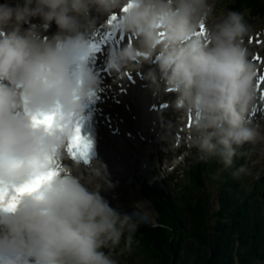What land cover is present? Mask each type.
Returning <instances> with one entry per match:
<instances>
[{
	"label": "clouds",
	"instance_id": "obj_1",
	"mask_svg": "<svg viewBox=\"0 0 264 264\" xmlns=\"http://www.w3.org/2000/svg\"><path fill=\"white\" fill-rule=\"evenodd\" d=\"M115 15L133 42L109 52L107 67L123 74L155 57L147 79L176 93L190 145L201 158L233 165L237 150L264 142V131L250 119L257 102L255 66L244 38L252 30L246 12L222 8L214 0H5L0 3V181L23 185L60 166L54 177L6 212L0 251L19 259L7 264H124L132 252L139 220L110 206L101 195L112 187L106 165L88 170L66 151L76 135L72 116L100 87L85 53L99 15ZM126 9V10H125ZM39 17L40 24L32 23ZM52 22L58 31L45 37ZM27 25V27H25ZM203 26L206 35H199ZM57 113L50 130L31 117ZM86 151L91 144L85 142ZM241 167L234 175L247 173Z\"/></svg>",
	"mask_w": 264,
	"mask_h": 264
},
{
	"label": "trees",
	"instance_id": "obj_2",
	"mask_svg": "<svg viewBox=\"0 0 264 264\" xmlns=\"http://www.w3.org/2000/svg\"><path fill=\"white\" fill-rule=\"evenodd\" d=\"M223 7L264 22V0H225ZM237 153L230 168L197 157L184 170L185 183L169 191L141 182L158 224L139 226L137 264H264V173L251 175L247 146ZM241 167L247 173L234 175Z\"/></svg>",
	"mask_w": 264,
	"mask_h": 264
},
{
	"label": "rangeland",
	"instance_id": "obj_3",
	"mask_svg": "<svg viewBox=\"0 0 264 264\" xmlns=\"http://www.w3.org/2000/svg\"><path fill=\"white\" fill-rule=\"evenodd\" d=\"M20 2H22V0H20ZM214 2H215V10L217 12L220 11L222 8H225L223 7V5H225V0H224V4L223 1L214 0ZM12 3H16V0H12ZM92 13H95V10H92ZM98 15L99 14H97L96 16ZM92 16L95 17V14ZM99 16H101V18H104V15H99ZM248 22L252 28L250 33L257 31L259 28L262 27L264 28L263 21L252 19V20H248ZM57 31L58 28L56 25L54 26L53 31L50 32L46 31V32L50 37L54 35ZM262 39L263 38H260V40ZM170 99H173V96L170 97ZM132 100L135 102L140 112L142 103L140 102L141 99L138 97L136 93L132 94ZM147 101H149V98L145 94V112L148 107V103H146ZM258 109H260L259 106ZM147 115L148 114L145 113V118L148 117ZM149 118L153 119V117H149ZM160 119L161 120L163 119V121L160 123L159 128L153 126V128L151 129L152 131L144 130L146 134L148 132L150 133V134L148 133L149 135L147 134L148 136H142L139 134L140 126L138 124H135L133 125V127H131L130 133L131 134L134 133L135 136H137L138 140L137 141L134 140L131 143H129L127 140L128 142L127 152L130 151L129 152L130 155L128 156L126 155L123 158L124 161V169L122 170L123 175L119 178V174H118L119 166L113 165L114 170L112 169L110 171H107L108 179L109 176H111L109 180L111 182L112 187H109L107 184H104L106 189L103 190L104 193H102L103 191H101V195L110 203V206L120 212L126 213V211L129 210L130 208L133 210H137V209L141 211L145 210L144 214L149 215V217L152 220L151 222L152 226L158 224L157 206L150 204L151 202L149 203L140 192V187L138 186V184L141 182L140 180L147 177L152 183L158 181L161 183L162 187L166 188L167 190H171L177 184V182H179L182 185L185 183V175H183V172L182 173L180 172L181 169V167H179L180 165L176 168V170H178V172H180L181 174H177L176 170H169V167H175L177 164L179 163L181 164L182 161H184L186 163V168H188V166L192 164L195 160H197V157L201 155L200 153H198L196 149L194 150L193 147L191 148V145H188L187 143H185V145L183 144V146L179 150H176L174 148L173 141L175 142V140H173L171 133H174L175 132L174 130H177L179 126L177 116H174L172 115V113L167 112L164 115L160 114ZM150 122L151 119L149 120L148 124ZM259 128L262 131H264V124L261 125ZM161 129H164L165 132L169 135V136L167 135L168 139L163 140L162 136L164 134L161 133ZM106 132L110 136L107 130ZM250 147L251 150L249 154L251 155V159L253 158L249 164L251 167L250 173L253 177H257L260 176V174L264 173V142H261L256 145H250ZM187 148L190 149L188 152H187ZM114 156L115 155L111 154V156H109V159H111V157ZM135 156H137L136 161H134ZM116 158L117 160L121 159L119 155L116 156ZM172 175L173 176L178 175L177 176L178 178L171 181L170 177ZM252 176L249 177L248 181L243 184L246 191H250V186L254 179ZM136 251H137V245L133 244L132 252L123 258L124 264L130 261L132 264H137L139 262L138 255L141 254L142 251L140 250V248L138 249L137 253Z\"/></svg>",
	"mask_w": 264,
	"mask_h": 264
},
{
	"label": "bare ground",
	"instance_id": "obj_4",
	"mask_svg": "<svg viewBox=\"0 0 264 264\" xmlns=\"http://www.w3.org/2000/svg\"><path fill=\"white\" fill-rule=\"evenodd\" d=\"M91 14L92 15L95 14L96 16L98 13L95 11V13H91ZM102 20L103 18L99 16L96 30H98V26L101 25ZM32 23L40 24L41 20L39 17L33 18ZM122 32L123 31L119 30L118 35L112 37L109 40L108 45L101 51V54L96 60V63H99V69H100L99 77H100V80L102 83V89H103L102 97L105 100V102L101 105V108L98 110V112L102 114L109 113V115H112V114H115L114 110H120L122 109V107L125 108V110H123L122 112V115L120 117H117L114 120L115 123L113 122V125L118 126L121 133L117 135L109 136L105 132V129L101 127L102 142H101V148H100L99 157H98L99 159H97L92 164H90V167L85 168L81 166V171L85 176H87L88 170L90 168H93L97 166L98 164H103L107 166L106 171L112 170L113 165L114 166L118 165L119 166L118 174L120 178L123 175L122 170L124 169L123 158L126 155L127 156L130 155L129 153L130 151L128 150L129 152H127L128 142H127V139H125L127 132L130 133L131 127H133V125L135 124H138L140 126V129H139L140 131L141 130L152 131L151 129L154 126L153 125L154 121L158 122L159 120H161L160 119L161 112L156 111L155 113L152 111L151 113L150 108H149L151 104L156 103L157 99L159 98L158 97L159 95H161L160 98H163L165 96L164 90L166 89V86L162 81H161L160 88L155 89L152 86L151 82L147 79L148 72L151 70H155L154 67H151L148 62H145V63L140 64V66L137 68H134L131 70L125 69L123 74L113 72L109 70L107 67L108 55L111 50L116 49V48H123L133 42L134 37L131 34H125L123 32L124 35H122L121 34ZM44 35L45 37H49L47 32H45ZM259 41L262 44V40L259 39ZM152 62L153 63L156 62L155 57L152 58ZM156 72H157V75L159 76L158 68ZM118 88L120 89L122 88L123 92L121 94H118ZM134 93H136L138 97L141 99L140 102L142 103V107H141L140 112L135 102L132 100V94ZM151 93L152 94L157 93V96L155 99L152 98ZM145 94L149 98V101H150V102L149 101L146 102L148 103L146 112H145ZM259 108L260 109L257 110V115L255 118V120L257 121H260L262 119V114L264 113V109L261 106H259ZM145 113L148 114L147 118H145ZM152 116H153V119L149 118ZM120 119L122 120L120 121ZM150 119H151V122L148 124ZM168 136L167 134L164 133V135L162 136L163 140L168 139ZM137 140L138 138L135 139V141ZM111 154L115 156L109 159V156H111ZM118 155L121 157V159L119 158L120 160H117L116 158V156ZM110 178L111 176H109V179ZM104 189H106V187L103 185V187L101 188V191H103ZM102 193H104V191Z\"/></svg>",
	"mask_w": 264,
	"mask_h": 264
},
{
	"label": "snow or ice",
	"instance_id": "obj_5",
	"mask_svg": "<svg viewBox=\"0 0 264 264\" xmlns=\"http://www.w3.org/2000/svg\"><path fill=\"white\" fill-rule=\"evenodd\" d=\"M198 34L206 35L203 26L200 33ZM253 59L256 61H261L259 54H257ZM260 80L261 82H264V74L260 75ZM257 87H260V83H257ZM57 115V113H41L34 115L31 117L33 126L36 128L43 127L50 130L51 128L57 126ZM68 148L73 152H75L77 149L86 151V144L84 141H82V138L79 134V128L76 129V135L72 137ZM62 170L63 169L60 166L51 168L47 173L34 177L25 184L19 186H8L4 184L3 181H0V211L14 212L23 196L37 193L45 183L50 182L54 177L60 175Z\"/></svg>",
	"mask_w": 264,
	"mask_h": 264
},
{
	"label": "water",
	"instance_id": "obj_6",
	"mask_svg": "<svg viewBox=\"0 0 264 264\" xmlns=\"http://www.w3.org/2000/svg\"><path fill=\"white\" fill-rule=\"evenodd\" d=\"M126 213L136 217L139 220L140 224L142 225H148V226L151 225V222H152L151 218L149 217V215L144 214V212L141 210L130 209V210H127Z\"/></svg>",
	"mask_w": 264,
	"mask_h": 264
}]
</instances>
